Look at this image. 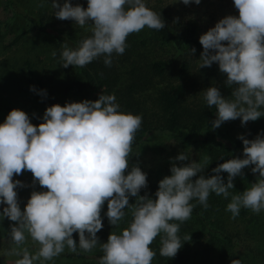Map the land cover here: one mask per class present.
<instances>
[{"label": "clouds", "instance_id": "1", "mask_svg": "<svg viewBox=\"0 0 264 264\" xmlns=\"http://www.w3.org/2000/svg\"><path fill=\"white\" fill-rule=\"evenodd\" d=\"M180 2L199 5L201 0ZM233 5L238 15L224 16L199 36L203 49L199 69L216 63L226 77L224 85L231 89V99L222 96L214 84L204 90L206 105L216 109L212 129L238 118L244 126L264 116V0H233ZM51 7L57 19L87 26L91 33L75 47L63 43L59 57L63 68H83L99 57L111 67L113 54L125 52L130 34L145 27H165L160 12L149 8L145 0H87V7L70 0H51ZM188 51L192 56L196 49ZM30 90L36 91L33 86ZM39 95L46 92L41 90ZM141 124V115L121 111L114 94L101 93L94 101L64 106L53 104L37 125L26 112L10 110L0 123V205H4L0 220L14 222L8 231L14 246L4 253L20 257L14 264L51 261L65 248L88 253L97 246L103 253L99 264H152L156 252L150 246L158 236L160 255L168 259L177 255L183 242L190 241V234L182 241L178 233L180 225L191 218L194 200L207 210L211 193L230 197L226 210L232 218L242 208L256 214L264 211V131L253 139L238 135L242 157L218 164L207 177L203 173L208 158L201 163L180 151L170 158V175L158 182L153 199L147 193L139 194L147 188V173L138 162L129 166ZM246 167L258 174L257 179L242 192L230 191L234 178L243 176ZM24 171L31 172L33 185L38 183L46 190L31 191L21 210L16 189L27 185L14 176ZM222 172L227 173L226 181ZM129 197L135 202L129 203ZM105 202V215L113 227L124 219L126 209L132 219L126 228L111 231L107 241L101 242L97 233L104 226ZM28 237L39 245L35 254L22 247ZM231 264L241 262L234 259Z\"/></svg>", "mask_w": 264, "mask_h": 264}, {"label": "rangeland", "instance_id": "2", "mask_svg": "<svg viewBox=\"0 0 264 264\" xmlns=\"http://www.w3.org/2000/svg\"><path fill=\"white\" fill-rule=\"evenodd\" d=\"M12 1L13 5H9L6 0H0V123L4 122L12 109L26 112L32 123L34 115H43L45 109L53 104L64 106L68 102L82 101L83 97L67 93L65 89L73 78L76 67L59 66V57L63 43L67 42L69 46L75 47L91 33L87 26L81 28L74 21L57 19L53 15L51 0ZM58 2L62 3L63 0ZM70 2L87 7V0ZM145 3L152 10L160 12L165 21L164 28L180 35L194 24L197 38L224 16L238 15L233 0H201L199 5L190 3L187 6L180 0H145ZM29 18L42 19L44 28L34 26ZM18 35L19 39L13 42ZM127 44L122 55L113 54L111 67L104 65L103 57L94 60L93 65L96 72H104L109 76V85L98 86L97 90L107 89L108 94L116 96L121 111L141 115V126L154 128L138 145L132 146L133 155L129 159V166L138 162L141 170L147 173V188L142 191L151 198L158 182L170 175V158H174L180 151L197 162L202 163L208 158L209 165L203 173L207 177L214 174L211 169L218 164L236 156L242 157L243 144L237 138L238 135L253 139L258 132L264 131V116L256 121H249L244 126H241L238 118L212 129L211 121L216 118V109L206 105L204 90L214 84L222 96L231 99V89L224 85L226 77L219 69L215 70L216 73L211 72L210 67L199 69L198 60L203 50L201 47H177L162 41L156 31L147 27L130 34ZM193 47L196 51L191 56L188 49ZM53 51L57 53L56 57H53ZM161 61L165 63V68L159 74L152 68V63ZM182 64L186 67L185 70L182 69ZM34 79H40L45 88L46 104L40 100ZM177 85H182L184 89L178 103L184 128L190 129L195 124L201 132L217 131L224 136L225 143L235 147L234 151L158 131L165 125L168 117L161 105V92ZM30 86L35 87L36 91H31ZM137 153L139 155H135ZM177 164L179 166V162ZM243 173V176L234 178V189L230 191L242 192L258 177V174L251 172L250 167L243 169ZM14 179L27 185L16 189L21 210L31 191L46 190L38 183L33 185V177L29 171L14 176ZM134 202L135 198L129 197V203ZM229 202L230 197L225 199L211 193L208 198L209 207L205 210L197 201H192L196 204L195 208L204 210L207 226L200 225L193 214L180 225L178 235L181 240L188 234L191 236L190 241L183 242L180 248L186 255V264H231L234 259L240 260L241 264H264V211L256 214L249 209H245L243 213L240 210L239 215L232 218V214L226 210ZM3 207L4 205H0V211ZM106 211L107 202L101 212L104 226L97 233L101 242L107 241L111 231L119 233L126 228L132 219L131 213L126 209L124 219L113 227L108 223ZM13 223L7 218L0 220V264H14L20 258L4 254L14 246L8 233ZM207 228L219 229L221 235L230 237L233 246L210 242L212 233ZM73 238L78 242L77 234L74 233ZM22 247H27L35 254L39 245L28 237ZM150 247L156 252L152 264H173L175 257L168 259L160 255V236ZM66 252H69L67 248L64 253ZM78 252L87 255L103 254L99 246L88 253L79 249ZM36 264H85V261L79 258L68 260L59 255L51 261H37ZM88 264H99V260L90 259Z\"/></svg>", "mask_w": 264, "mask_h": 264}, {"label": "trees", "instance_id": "3", "mask_svg": "<svg viewBox=\"0 0 264 264\" xmlns=\"http://www.w3.org/2000/svg\"><path fill=\"white\" fill-rule=\"evenodd\" d=\"M6 2L9 5H13L12 0H6ZM30 21L34 24V26H38L40 28L42 27V19H32L29 18ZM195 29L196 26L193 24L191 25L190 29H187L184 31L182 34L178 35L175 34L171 31H169L166 28H163L162 30H154L156 31L162 41L164 42H169L170 44H173L177 47H183L185 45H191V46H198L201 47L199 43V38L196 37L195 35ZM19 39V35L16 36L13 40V42H16ZM129 36L127 38V43H128ZM126 51V50H125ZM152 68L154 71L158 72L161 74L164 71L165 68V63L161 62H155L152 63ZM182 69L185 70L186 67L182 64ZM93 70V71H92ZM211 72L216 73L215 70H218V67L215 66L213 63L212 66L210 67ZM95 68L93 65V62L89 63L85 67H76L75 73L73 75V78L71 81L66 85L65 89L68 92H70L72 95H79L80 97H83L82 100H96L98 96L102 93L107 95L109 91L107 89H102V90H97V87L109 85V76L104 73V72H96L94 73ZM29 74H31L30 69H28ZM101 73L103 75H101ZM33 78V77H32ZM34 82L36 84L38 93L41 90L45 91V88L41 82L40 79H34ZM184 89L182 85H177L175 87H171L170 90H163L161 92V105L164 110V112L168 115L167 120L165 122V125H163L158 131H165L168 134L174 136V137H180L185 140H193V141H198L202 142L204 144H212L216 147H221L224 149H228L231 151L235 150V147L232 145H228L225 143L224 136L220 135L219 133L216 132H211L210 130L201 132V129L197 128L195 124L191 126L190 129L184 128L182 122H181V117H180V112L178 111V103L180 97L183 95ZM40 100L43 103H47L46 95L45 96H40ZM42 116L43 115H34L32 117V124L37 125L42 122ZM154 128H150L147 125H142L140 129L137 131L135 140L132 144V146H136L140 143V141L146 136L148 132H152ZM221 176L225 179H227V173L223 172L221 173ZM158 186L156 185L155 191L157 190ZM155 193V192H154ZM140 195H145V193L141 190L139 193ZM153 199L155 196L153 195ZM242 213L244 212V208L241 209ZM193 216H196V221L200 223L202 226H207L206 220H205V212L204 210H201L200 208H194L192 212ZM207 230L212 233L210 242L213 243H222L226 247H232L233 245L231 244L232 241L229 236L222 234L219 232V229H212V228H207ZM79 253V252H78ZM103 254H96V255H87L84 253H72V252H66L60 254L61 257H64L66 259H73V258H79L85 261V264H88V261L90 259H97L100 260ZM173 264H186V255L183 253L182 250H179L177 255L175 256V259L172 261Z\"/></svg>", "mask_w": 264, "mask_h": 264}]
</instances>
